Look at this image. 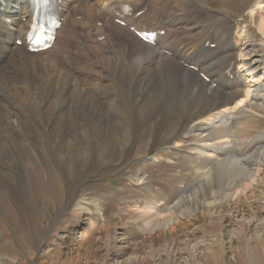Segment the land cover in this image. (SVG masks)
Returning <instances> with one entry per match:
<instances>
[{
  "label": "rangeland",
  "instance_id": "1",
  "mask_svg": "<svg viewBox=\"0 0 264 264\" xmlns=\"http://www.w3.org/2000/svg\"><path fill=\"white\" fill-rule=\"evenodd\" d=\"M256 2L190 0L186 7L202 16L178 24L186 32L197 26L199 35L219 44L232 35L239 97L253 84L248 68L264 83V44L257 34L264 10L253 15ZM178 3L167 0L168 12L181 11ZM77 16L83 18L74 16L70 29L78 36L61 48L69 51L67 68L83 79L81 65L91 59L93 42L102 41L86 37L91 28L83 13ZM118 40L104 47L115 51ZM99 55L93 70L104 63ZM18 78L21 87L26 79ZM141 81L128 87L127 109L112 86L101 99L116 101L104 107L96 100L68 106V96L56 99L48 89L38 106L26 93L0 92V264H264V160L259 200L220 204L217 193L236 173L219 167L211 152L198 154V139L209 132L194 95H168L163 104ZM212 97L208 92L204 100ZM252 98L235 113L252 114L249 122H232L236 130L243 123L249 129L237 154L242 159L264 149V106Z\"/></svg>",
  "mask_w": 264,
  "mask_h": 264
},
{
  "label": "bare ground",
  "instance_id": "2",
  "mask_svg": "<svg viewBox=\"0 0 264 264\" xmlns=\"http://www.w3.org/2000/svg\"><path fill=\"white\" fill-rule=\"evenodd\" d=\"M5 1L7 3L5 12H0V77L3 79L0 82V92L26 93L27 98L38 106L42 100V90L48 89L56 99L68 96L69 101L66 103L68 106L73 105L76 100L83 103L96 100L104 107V104L109 105L112 101H116L113 96V98L109 97L108 101L101 99L103 91L112 86L114 92L116 91L119 97H123L125 103L122 108L126 109L128 101L130 102L133 97L128 87L141 80L147 84V91L156 92L161 96V100L165 101L163 104L169 98L168 95H175L177 99H181L184 93L191 92L194 95V104L205 115L202 118L205 120L203 127L209 132L208 135H201L198 139L200 147L197 149L198 154L201 157L212 154L210 158L219 162L217 164L219 167L224 170L231 168L236 173L234 181L228 188L217 193V200H220L222 205L230 201L227 203L229 206L233 203L239 206L238 203H243L248 198H256L254 201L259 200L262 193L255 192H257L256 184L261 176L264 149L259 151V154L256 152L246 159L239 158L237 154L248 139L246 135L249 129L246 123H243L238 125L236 130L232 122L236 119L249 122L252 114L237 117L235 113L248 106L246 102L253 100L252 95L257 97L258 105L264 106V83L257 76H253V68H248L253 84L248 87L249 89L242 97H239L237 88L241 85L242 79L235 72L228 71L232 60L231 51L238 49L232 35L226 38L225 42L220 43L217 49H211L204 46L208 40L211 41L210 36L199 35V30L195 29L197 26L190 32L178 29V24L185 21L183 24L185 25L190 22L191 17L197 19L202 16L200 12H191L186 7L187 1L190 0H179L178 5L182 10L175 8L177 10L171 13L167 10V0L164 2L161 0H61L64 20L54 45L46 51L36 53L26 51L25 44L22 46L15 44L17 39L26 34L29 26V19H26L29 17L28 1ZM125 4H129L133 9L131 17L123 12ZM255 7L250 11L253 15L258 9L264 10V0H258ZM139 11H143V14L135 18V13ZM82 13L86 27L91 28L84 33L86 37L92 39L102 36L106 30L113 31L112 35L104 41L93 42L94 45L89 52L91 59L81 65L83 72L87 74L83 79L67 68L65 57L70 60L69 51L66 48L60 49L61 41L67 44L70 38L78 36V34H72L75 31H72L70 27L76 25L73 24L76 21L73 16ZM122 16L127 23L130 22L131 26L142 29L146 25H151L149 30H166V33L158 36L156 44L151 45L142 41L128 28L114 23V18ZM230 18L232 22H235V17L230 16ZM9 20L11 22L7 23ZM97 20L103 22L102 26L94 25ZM236 31L242 36L239 28ZM257 34L264 44V16L260 25H257ZM114 37L119 38L118 49L115 51L106 49L104 46L111 44ZM127 48L131 49L130 54L120 53L121 49ZM98 55L104 63L100 64L99 69L93 70L91 66L97 63ZM224 59L228 63L224 62ZM221 64H224L223 68ZM226 71L228 72L225 73ZM18 77L26 79L21 87ZM106 78L110 81L104 84ZM141 83L144 84L143 81ZM208 92L213 97L205 101L204 97ZM128 113L131 116V112ZM105 119L106 116L103 117L104 122ZM261 129L264 128L261 127ZM108 130L111 131L109 124H106L104 131L109 134ZM216 139L218 141L213 143L212 141ZM199 178L201 177L197 179ZM261 181H264V178ZM236 199L239 200L234 202ZM172 221V218L168 217L169 224Z\"/></svg>",
  "mask_w": 264,
  "mask_h": 264
},
{
  "label": "snow or ice",
  "instance_id": "3",
  "mask_svg": "<svg viewBox=\"0 0 264 264\" xmlns=\"http://www.w3.org/2000/svg\"><path fill=\"white\" fill-rule=\"evenodd\" d=\"M44 2H46V0H44Z\"/></svg>",
  "mask_w": 264,
  "mask_h": 264
}]
</instances>
